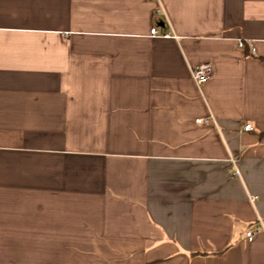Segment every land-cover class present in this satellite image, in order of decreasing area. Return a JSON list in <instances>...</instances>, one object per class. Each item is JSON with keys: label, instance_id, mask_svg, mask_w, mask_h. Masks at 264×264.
<instances>
[{"label": "crops", "instance_id": "crops-1", "mask_svg": "<svg viewBox=\"0 0 264 264\" xmlns=\"http://www.w3.org/2000/svg\"><path fill=\"white\" fill-rule=\"evenodd\" d=\"M258 223L264 0H0V264H264Z\"/></svg>", "mask_w": 264, "mask_h": 264}, {"label": "built area", "instance_id": "built-area-1", "mask_svg": "<svg viewBox=\"0 0 264 264\" xmlns=\"http://www.w3.org/2000/svg\"><path fill=\"white\" fill-rule=\"evenodd\" d=\"M150 35L151 36H156L157 32L155 29L150 30ZM239 47H242L243 44L241 42L238 43ZM193 80L196 82L198 85L204 84L212 75V68L209 64H201L197 66L194 70L191 72ZM196 122L200 123L202 120H196ZM252 128L249 124H246L242 127V131L248 132L251 131ZM231 163L235 164V160H232ZM264 232V227L262 224L258 223V225L251 226L248 228L244 234L245 239L247 241L252 240L256 234Z\"/></svg>", "mask_w": 264, "mask_h": 264}]
</instances>
